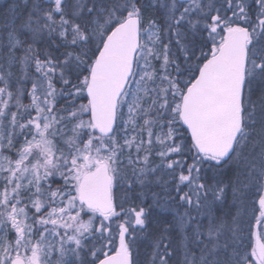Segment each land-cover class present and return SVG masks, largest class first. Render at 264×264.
<instances>
[{
	"label": "snow or ice",
	"instance_id": "obj_1",
	"mask_svg": "<svg viewBox=\"0 0 264 264\" xmlns=\"http://www.w3.org/2000/svg\"><path fill=\"white\" fill-rule=\"evenodd\" d=\"M0 264H264V0L0 8Z\"/></svg>",
	"mask_w": 264,
	"mask_h": 264
},
{
	"label": "rangeland",
	"instance_id": "obj_2",
	"mask_svg": "<svg viewBox=\"0 0 264 264\" xmlns=\"http://www.w3.org/2000/svg\"><path fill=\"white\" fill-rule=\"evenodd\" d=\"M10 0H0V8H3L7 3H9Z\"/></svg>",
	"mask_w": 264,
	"mask_h": 264
}]
</instances>
